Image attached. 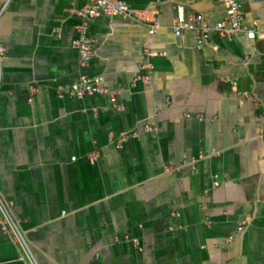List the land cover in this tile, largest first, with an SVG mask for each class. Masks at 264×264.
I'll return each mask as SVG.
<instances>
[{"label":"crops","instance_id":"1","mask_svg":"<svg viewBox=\"0 0 264 264\" xmlns=\"http://www.w3.org/2000/svg\"><path fill=\"white\" fill-rule=\"evenodd\" d=\"M123 1L160 28L96 17L83 69L72 43L87 0H0V192L38 263L264 264V0H240L254 40L212 32L201 48L192 30L175 36L177 9L214 27L223 0ZM147 48L150 83L133 84ZM84 75L122 108L58 97ZM20 256L0 225V264Z\"/></svg>","mask_w":264,"mask_h":264},{"label":"built area","instance_id":"2","mask_svg":"<svg viewBox=\"0 0 264 264\" xmlns=\"http://www.w3.org/2000/svg\"><path fill=\"white\" fill-rule=\"evenodd\" d=\"M88 3L84 9L78 12V15L82 18V24L78 30V37L73 41L72 45L79 55V65L81 68L86 69L90 66L95 58V40L90 35V21L99 16L106 17H123L137 24L147 25L150 29V34L154 35L160 28L159 21L157 19V13L149 10L134 9L129 7L123 0H87ZM226 8V18L224 21L218 23L214 27H209L203 22L201 16H192L189 22L186 21V16L183 9L180 7L177 9V19L175 25V36L180 37L185 29L192 30L197 36V46L203 47L209 40L212 32L217 33L221 38L232 39L240 35L242 32H246L250 40H254L256 33L248 30L244 26V10L240 0H223ZM146 60L142 66L143 74L137 76L133 84L142 82L149 84L152 77V66L149 61L152 57L156 56L148 48L145 49ZM6 59V48L0 44V66ZM35 92V89L32 88ZM97 95H110L112 102L118 109L122 107L117 105L116 93H111L101 77H90L84 75L80 78L78 83L70 85L67 88L61 89L58 92L59 98H71L75 100H83L88 97H94ZM248 99L251 96L244 92L242 94ZM187 118H191V115H187ZM196 118L199 121H203L202 115H197ZM146 131H152L150 126L145 127ZM139 134L133 132L131 134H121L117 138L110 139L118 147H122L126 142L137 139ZM99 154L94 152L88 155V161L91 164L97 163ZM76 161V158L73 159ZM173 167H165V172L173 171ZM220 184L219 177H214L213 187L216 188ZM14 202L7 200L0 192V225L5 235L9 236L15 244L21 249L20 261L26 264H39L36 256L33 252L31 244L26 236V233L22 229L21 219L16 217L13 213ZM173 216H179L174 213ZM243 231V226L238 228V232ZM228 241H232L229 238ZM98 258V257H97Z\"/></svg>","mask_w":264,"mask_h":264}]
</instances>
